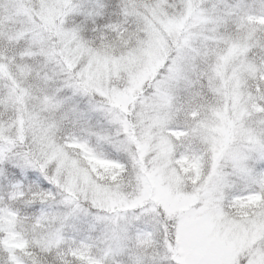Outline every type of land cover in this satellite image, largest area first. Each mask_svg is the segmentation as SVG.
I'll list each match as a JSON object with an SVG mask.
<instances>
[{"label": "snow or ice", "instance_id": "6c2138e0", "mask_svg": "<svg viewBox=\"0 0 264 264\" xmlns=\"http://www.w3.org/2000/svg\"><path fill=\"white\" fill-rule=\"evenodd\" d=\"M0 264H264V0H0Z\"/></svg>", "mask_w": 264, "mask_h": 264}]
</instances>
